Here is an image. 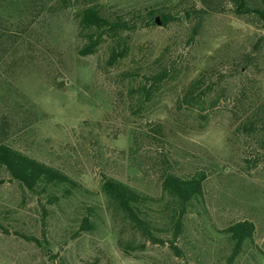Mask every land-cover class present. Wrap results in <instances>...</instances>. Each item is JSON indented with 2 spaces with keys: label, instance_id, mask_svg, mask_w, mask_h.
Instances as JSON below:
<instances>
[{
  "label": "rangeland",
  "instance_id": "obj_1",
  "mask_svg": "<svg viewBox=\"0 0 264 264\" xmlns=\"http://www.w3.org/2000/svg\"><path fill=\"white\" fill-rule=\"evenodd\" d=\"M3 2L0 142L85 191L50 204L0 167V264H228L222 230L244 219L254 238L233 264H264V133L240 127L264 99L258 19L239 15L228 0ZM87 4L138 26L154 11L172 20L119 32L81 56L76 14ZM112 48L126 55L110 65ZM163 67L171 76L140 95L146 77ZM195 82L204 101H184ZM197 172L206 178L203 205L175 243L180 256L169 243L142 238L102 191L113 178L149 197L157 236L168 240L162 181ZM85 215L89 230L80 228Z\"/></svg>",
  "mask_w": 264,
  "mask_h": 264
},
{
  "label": "trees",
  "instance_id": "obj_2",
  "mask_svg": "<svg viewBox=\"0 0 264 264\" xmlns=\"http://www.w3.org/2000/svg\"><path fill=\"white\" fill-rule=\"evenodd\" d=\"M4 0H0V56L1 47L4 45ZM235 6L239 15H253L264 27V0H257L255 6H250L247 0H228ZM159 11L150 12L149 20L142 26H138L134 20H124L120 16L108 18L98 9L96 4L84 5L76 14L79 35L84 39V46L79 50V55L93 54L104 38H115L119 32L132 31L137 27L149 26L154 21L155 14ZM162 25L166 26L171 17L160 14ZM125 49L112 48L108 63L110 65L123 59ZM171 71L160 68L157 72L146 77V82L139 87V93L143 97L154 94L165 82ZM148 85V86H147ZM198 83H192L183 98L186 102L204 101L203 94L197 93ZM256 113L248 114L240 124L245 134L253 135L257 132L264 133V99L257 105ZM0 167L4 168L8 175L31 193L38 196L46 194L49 203L53 204L61 199H70L85 191L83 187L62 171L48 166L30 156L23 154L10 145L0 142ZM204 173H194L187 177L169 173L162 181V189L168 197L169 204L166 208V218L170 231L168 240L157 236L158 230L151 219L149 211L151 200L149 197L137 192L135 189L117 181L106 178L102 183V191L105 197L114 207L122 213L142 238L152 243H169L170 248L178 256L182 251L176 246V242L182 237L186 220L192 215L203 202ZM92 225L88 215L80 222L82 230H89ZM255 226L250 220H240L227 226L222 233L226 235L230 244V253L227 263L233 264L242 256L248 246L253 242ZM167 239V238H166ZM31 240V238H29ZM36 241V240H33ZM37 242V241H36Z\"/></svg>",
  "mask_w": 264,
  "mask_h": 264
},
{
  "label": "water",
  "instance_id": "obj_3",
  "mask_svg": "<svg viewBox=\"0 0 264 264\" xmlns=\"http://www.w3.org/2000/svg\"><path fill=\"white\" fill-rule=\"evenodd\" d=\"M154 24H156L157 26H162V21H161V19H160V16H156L155 18H154Z\"/></svg>",
  "mask_w": 264,
  "mask_h": 264
}]
</instances>
